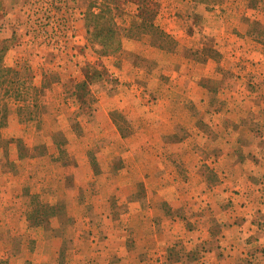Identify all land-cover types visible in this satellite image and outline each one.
Here are the masks:
<instances>
[{
  "label": "rangeland",
  "instance_id": "rangeland-1",
  "mask_svg": "<svg viewBox=\"0 0 264 264\" xmlns=\"http://www.w3.org/2000/svg\"><path fill=\"white\" fill-rule=\"evenodd\" d=\"M150 2L160 28L161 0H1L0 264H128L131 234L148 226L147 206L160 199L161 125L176 124L184 102L181 54L194 57L170 43L161 50L132 26ZM107 8L121 46L104 54L86 17ZM191 21L202 28L198 16ZM43 204L54 205L52 216L28 217Z\"/></svg>",
  "mask_w": 264,
  "mask_h": 264
},
{
  "label": "crops",
  "instance_id": "crops-1",
  "mask_svg": "<svg viewBox=\"0 0 264 264\" xmlns=\"http://www.w3.org/2000/svg\"><path fill=\"white\" fill-rule=\"evenodd\" d=\"M161 1L160 28L194 57L181 54L184 102L176 124L161 125L160 199L148 226L130 229L128 264H264V0H178L172 11Z\"/></svg>",
  "mask_w": 264,
  "mask_h": 264
},
{
  "label": "trees",
  "instance_id": "trees-1",
  "mask_svg": "<svg viewBox=\"0 0 264 264\" xmlns=\"http://www.w3.org/2000/svg\"><path fill=\"white\" fill-rule=\"evenodd\" d=\"M1 5V0H0ZM154 6L155 4L151 5V2L147 4V7L145 8V18L142 20H139V23H133L132 26L138 28L140 26H144L146 28L147 32L150 33L151 39L150 43L151 45L157 46L160 49H166L169 50L170 47H165L166 45H176V41L172 38L171 35L163 31L161 28L156 26L153 21V15H154ZM101 11V9H100ZM111 10L106 9L105 12H98L96 14H93V12H87L88 17H86L87 22L91 21V29L89 31L91 37L98 42V44L101 45L102 50L101 53H111L116 52L120 49L121 46V35L119 29L115 26V23L113 22V15H111ZM139 17V16H138ZM254 26L256 22L253 23ZM90 24H88L89 26ZM128 32L130 36H134L135 34L131 32V29H128ZM261 33V32H260ZM264 36V32L262 33ZM170 43V44H169ZM8 46L5 44L4 40H0V75H2L5 70H8L4 68L3 65H1L2 57L4 55V52L7 50ZM4 103H1L0 105V125L4 124L3 118L6 115V111L3 109ZM3 109V110H2ZM2 111V112H1ZM53 206H47V205H40L35 208H33L29 213L28 217L34 219L35 222H41L44 217L48 218L49 216H52L54 214Z\"/></svg>",
  "mask_w": 264,
  "mask_h": 264
}]
</instances>
